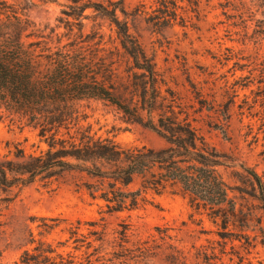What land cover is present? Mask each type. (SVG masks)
Returning a JSON list of instances; mask_svg holds the SVG:
<instances>
[{
    "label": "rangeland",
    "instance_id": "obj_1",
    "mask_svg": "<svg viewBox=\"0 0 264 264\" xmlns=\"http://www.w3.org/2000/svg\"><path fill=\"white\" fill-rule=\"evenodd\" d=\"M74 1L0 0V33L16 25L23 42H37L36 52L81 48L116 64L113 84L127 104H135L134 83L137 90L147 86L148 99L151 90L143 78L129 75L136 71L113 49L118 41L106 12L121 6L125 13L116 9L118 19L159 75L154 120L188 115L222 156L217 173L229 188L233 213L223 220L167 190L136 210L107 214L102 201L88 196L86 185L98 183L84 173L57 171L24 185L13 180L0 188V264H22L25 251L34 264H166L175 249L186 264H264V205L252 177L264 187V7L252 0H201L199 14L188 13L184 26L158 30L138 11L143 4L150 14L154 0ZM77 106L96 137L122 148L167 146L106 102ZM139 114L146 122L147 112ZM45 149L36 131L0 105V162L15 161L19 150L38 155ZM139 181L124 191H135Z\"/></svg>",
    "mask_w": 264,
    "mask_h": 264
},
{
    "label": "trees",
    "instance_id": "obj_2",
    "mask_svg": "<svg viewBox=\"0 0 264 264\" xmlns=\"http://www.w3.org/2000/svg\"><path fill=\"white\" fill-rule=\"evenodd\" d=\"M184 1L186 7L179 5ZM252 1L264 7V0ZM121 3L122 0L115 2ZM200 4L201 0H154L155 8L150 14L144 11L143 4L138 11L160 30L177 23L184 26L188 13L199 14ZM119 7L106 12L118 41L113 49L118 58L128 62V68L136 71L129 75L136 80L143 78L151 90L148 99L147 86L137 90L138 84L134 83L135 104H127L113 84L118 72L116 64L91 58L81 48L36 52L37 42H23L22 30L16 25L12 31L0 33V105L10 116L36 131L46 144L38 155H26L19 150L15 161L0 162V188L11 187L13 180L24 185L37 178L51 179L57 171H75L96 179L98 185L87 184L86 190L92 200L104 203L107 214L136 210L150 204V196L169 190L186 198L197 210L225 220L233 213V206L229 188L217 173L222 156L206 142L188 115L181 120L175 114L154 120L159 75L153 60L129 33L127 23L118 19L116 9L125 13ZM261 31L264 37V30ZM90 99L116 107L127 121L150 129L167 146L122 148L110 139L96 137L90 126L82 124L84 118L77 106ZM140 111L147 112L146 122ZM97 162L115 167L102 170ZM119 162L121 165L117 166ZM8 174L13 176L9 178ZM252 177L261 194L256 198L264 205V187L255 174ZM136 179L140 186L135 191H124ZM228 206L230 209H226ZM182 254L175 249L173 260L165 263L186 264ZM32 257L25 251L21 263L34 264Z\"/></svg>",
    "mask_w": 264,
    "mask_h": 264
}]
</instances>
